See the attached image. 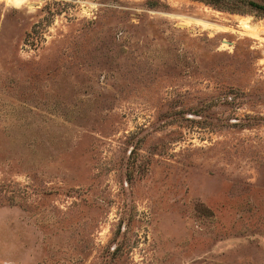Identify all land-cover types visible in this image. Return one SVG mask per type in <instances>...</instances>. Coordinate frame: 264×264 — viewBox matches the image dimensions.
<instances>
[{"label": "rangeland", "instance_id": "1", "mask_svg": "<svg viewBox=\"0 0 264 264\" xmlns=\"http://www.w3.org/2000/svg\"><path fill=\"white\" fill-rule=\"evenodd\" d=\"M0 264H264V0H0Z\"/></svg>", "mask_w": 264, "mask_h": 264}]
</instances>
